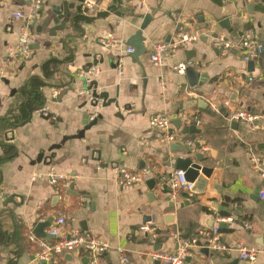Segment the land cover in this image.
Instances as JSON below:
<instances>
[{
  "label": "crops",
  "instance_id": "crops-1",
  "mask_svg": "<svg viewBox=\"0 0 264 264\" xmlns=\"http://www.w3.org/2000/svg\"><path fill=\"white\" fill-rule=\"evenodd\" d=\"M31 1L0 0V119L16 124L0 137V157L5 143L17 149L0 164V224L7 232L0 264H42L39 246L30 236L37 223L51 216L54 221L66 219L62 236L76 231L107 242L110 248L100 264H159L149 254L177 250L174 234L190 239L199 230L212 231L219 218L233 217L221 227V242L227 248H257V260L198 246L185 264H229L236 259L238 264H264V198L257 196L258 188L264 191V174L251 159L255 154L264 169V53L251 71L238 47L223 54L213 44L217 35L238 43L245 32L264 44V0H98L93 10L83 0H42L29 28L34 48L23 61L11 49L26 21L13 14L28 13ZM147 14L152 19L144 30L146 52L125 55L119 73L124 48L104 42L119 39L128 46ZM78 15L91 19L80 30L75 29ZM181 30L200 39L168 56L163 66L153 64L151 42L169 41ZM52 57L63 63L55 78L44 79L42 65ZM181 62L194 68L193 75L175 70ZM93 67L98 71L94 90L113 99L107 106L89 101L86 90L91 85L83 73ZM34 76L46 81L40 90L51 117L35 111L21 122ZM241 109L261 116L256 128L239 121L232 126L228 116ZM157 114L172 120L178 136L175 148L151 129V117ZM97 117L87 129L85 120ZM193 123L201 132L184 134L183 127ZM185 146L190 150L182 151ZM199 154L202 164L213 169L205 191L181 189L173 197L165 182L178 171L177 158L196 159ZM120 167L144 175L145 181L121 186L116 180ZM50 170L67 179L58 184L32 179ZM150 179L158 181L153 189ZM67 181L70 186L65 187ZM13 196L14 202L7 203ZM145 225L151 231L143 230ZM17 231L23 239H17ZM71 255L60 256L58 264H90L85 250Z\"/></svg>",
  "mask_w": 264,
  "mask_h": 264
},
{
  "label": "built area",
  "instance_id": "built-area-1",
  "mask_svg": "<svg viewBox=\"0 0 264 264\" xmlns=\"http://www.w3.org/2000/svg\"><path fill=\"white\" fill-rule=\"evenodd\" d=\"M145 1V0H143ZM231 1V0H228ZM245 2H252L253 0H244ZM84 5L93 10L98 6V0H83ZM42 8V0H32L31 8L28 13L22 11H17L13 15L16 19H24L26 21L25 25L22 26L21 31L18 36L17 43L11 49V53L21 60H28L31 56V41L29 37V28L31 22L36 18L38 12ZM200 39L199 34H190L187 31L181 30L178 35L169 41H159L151 42L149 59L150 61L158 66H163L166 59L171 54L177 52L179 49L185 47L187 44L197 41ZM106 47H115L124 50L122 51V57L120 58L118 67L119 73L122 72V65L125 59V55L132 54L134 48L125 45L123 40L114 39L106 40ZM213 44L218 48L223 54L231 52L234 48L238 47L241 50L242 58L245 61H257L259 57L264 53V44L256 40L251 32H245L242 34L241 39L238 43L230 40L226 36L217 35L213 40ZM188 67V63L181 62L177 64L174 68L179 74H184ZM98 74L95 67L88 69L83 73L86 81L91 85L93 83L94 77ZM4 76V71L0 69V78ZM89 96L90 102H96L97 107H102L104 100L101 98L94 97L92 95V90H86ZM228 105V102H227ZM213 109L217 110L216 107ZM49 111L48 106H43L36 110L37 113L42 115H47ZM260 115L253 113L247 109H241L233 111L228 119L230 121H239L250 124L253 128H256V121L260 118ZM150 127L155 133V135L162 141L166 143H175L177 141V134L175 133L172 120L166 114H157L151 117ZM188 145L192 144V141H187ZM253 166L260 170L264 174V169L259 158L252 154L251 156ZM49 179L52 184H58L60 180L65 181L67 179L65 176L50 170L47 173H36L33 176V180L38 179ZM146 177L138 172H134L126 167H120L118 169V174L116 176L117 182L123 187H132L141 184L145 181ZM165 184L169 187L170 193L173 197L181 190L187 189L192 190L193 183L189 182L185 177V172L182 170L174 171L170 176L166 178ZM70 186V182L65 183V187ZM260 196L264 198V191L261 190ZM233 217H221L218 222H230ZM216 224L212 231L199 230L196 236L190 239H184L180 237V234H174L178 241V248L175 251H162L154 250L149 255L152 261L158 262L159 264H185L187 258L193 254V249L198 246H206L208 248H213L215 250H226L234 251L237 253L238 257L245 261L254 262L257 260L261 251L254 247H248L244 245H237L234 248H227L221 242V227L220 224ZM66 224V219L64 217H59L54 221L50 228V235L57 237L56 241L45 240L36 237L33 233L30 236V240L39 246V252L37 253L38 259L44 260L45 264H58V258L64 256V254H74L85 250L88 253L90 264H100L101 255L110 248V245L100 239L94 238L92 236L81 234L73 231L68 236H62V229ZM250 227V225L248 226ZM145 231H151L150 227L145 225L142 227ZM157 237L158 234L154 233ZM125 262L128 261L124 258Z\"/></svg>",
  "mask_w": 264,
  "mask_h": 264
},
{
  "label": "water",
  "instance_id": "water-1",
  "mask_svg": "<svg viewBox=\"0 0 264 264\" xmlns=\"http://www.w3.org/2000/svg\"><path fill=\"white\" fill-rule=\"evenodd\" d=\"M251 6H249L250 8ZM152 19V15L151 14H147L145 16V18L143 19V22L140 26V28L129 38L127 44L131 47L134 48V52L132 53L133 56L137 57L139 55H142L146 52V37L144 35V30L146 29L147 25L150 23ZM224 23H228L227 20L224 21ZM31 48H34L31 46ZM97 62L95 61L93 64L90 65V67L96 65ZM255 67V61H250L249 62V69L252 71L254 70ZM186 72L188 75H193L192 73L194 72V68L188 66L186 69ZM95 85V83H92L91 86L88 88V90H92V95L94 97H99L101 99L104 100V104L103 106H107L109 104H111V102L113 101V99H108V93L107 92H101L98 93L97 90H94L93 86ZM115 101V100H114ZM92 105H96V102H91ZM51 115L47 114L45 115V118H50ZM87 117V116H86ZM101 117V115H100ZM99 117V118H100ZM88 118H89V114H88ZM98 121V117L95 118L92 122H87L85 120V125L86 128L88 129L90 127V124L93 125L95 123H97ZM178 128H181L182 126V122L180 120H178V123H176ZM238 122L234 121L232 122V126H237ZM182 132L184 134H197L199 132H201V129L197 126L196 123H193L189 126H184ZM175 145L177 146L176 143H172L171 144V148H175ZM175 150V149H173ZM182 151H189L190 148L189 147H184L183 149H181ZM204 159V156L202 154H199L196 156V159L192 158V157H178L176 160V168L177 170H182L185 172V177L189 182L193 183V188H192V192L195 193H202L205 191L207 184H208V179L209 177L212 176L213 173V169L209 168L207 166H205L204 164H202V160ZM157 180L156 179H150L148 184L150 186L151 189H153L155 187V185L157 184ZM169 190V188H168ZM260 193H261V189L258 188L257 190V196L260 197ZM9 202H14V196L10 197L7 199V203ZM172 207L175 206V204H171ZM54 223V218L51 216L49 217L47 220L45 221H41L39 223L36 224V226L33 229V234L38 237V238H42L45 240H52L54 238L53 235H50V233L47 231V228H50ZM225 222L220 224V227L225 226ZM206 249H209L208 247ZM70 257H72V255L70 254ZM46 262L44 260H42V264H45ZM229 264H238V259L232 261Z\"/></svg>",
  "mask_w": 264,
  "mask_h": 264
},
{
  "label": "trees",
  "instance_id": "trees-1",
  "mask_svg": "<svg viewBox=\"0 0 264 264\" xmlns=\"http://www.w3.org/2000/svg\"><path fill=\"white\" fill-rule=\"evenodd\" d=\"M91 19L86 16L78 15L75 17V29L80 30L81 24L86 21H90ZM63 63V61L58 60L55 57H52L48 60H46L42 65V74L44 79H52L56 77V74L60 71V66ZM31 87V90L29 92V97L26 100V102L22 105L21 111H22V118L21 122L25 121L30 117L32 113H34L37 109L41 108L45 104V98L43 96L42 91L40 90L42 86L46 85V81L39 78L38 76H34L31 78V84H29ZM225 115H227V112L225 110H222ZM1 120V119H0ZM0 122V137H3V133L9 129L13 128L16 124L13 123L12 125L1 120ZM4 148V154L0 157V164L7 162L9 159H12L16 153L17 149L13 144L5 143L3 144ZM0 181H1V170H0ZM228 215V214H225ZM19 229H21V226H18ZM17 239L21 240L23 239L22 235L20 234V231H17ZM7 244V232L4 230V228L0 224V246H3Z\"/></svg>",
  "mask_w": 264,
  "mask_h": 264
}]
</instances>
